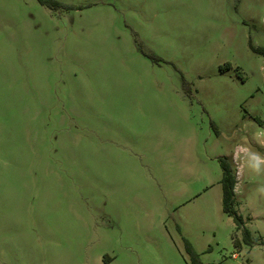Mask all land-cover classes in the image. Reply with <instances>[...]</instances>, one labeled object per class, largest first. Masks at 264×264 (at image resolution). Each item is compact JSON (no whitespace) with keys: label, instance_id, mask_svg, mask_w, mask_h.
Returning a JSON list of instances; mask_svg holds the SVG:
<instances>
[{"label":"rangeland","instance_id":"rangeland-1","mask_svg":"<svg viewBox=\"0 0 264 264\" xmlns=\"http://www.w3.org/2000/svg\"><path fill=\"white\" fill-rule=\"evenodd\" d=\"M56 1L0 0V264H264V0Z\"/></svg>","mask_w":264,"mask_h":264},{"label":"trees","instance_id":"trees-1","mask_svg":"<svg viewBox=\"0 0 264 264\" xmlns=\"http://www.w3.org/2000/svg\"><path fill=\"white\" fill-rule=\"evenodd\" d=\"M43 5H46L50 8L61 7L63 6L60 2L56 0H39ZM253 48V47H252ZM254 49V48H253ZM256 52L264 53V49H254ZM223 176L221 180L223 197V211L234 220L237 231H243V242L247 245H252V238L250 232L245 228L244 221L242 217L238 214L235 205H236V185H237V167L233 159L230 158H221L219 160ZM235 244L240 246L241 241L238 237H234ZM190 251L197 256L191 247Z\"/></svg>","mask_w":264,"mask_h":264}]
</instances>
